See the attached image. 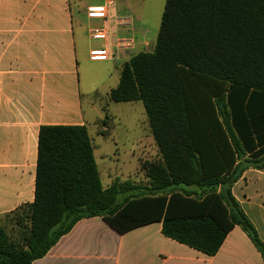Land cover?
Masks as SVG:
<instances>
[{
  "label": "trees",
  "instance_id": "obj_1",
  "mask_svg": "<svg viewBox=\"0 0 264 264\" xmlns=\"http://www.w3.org/2000/svg\"><path fill=\"white\" fill-rule=\"evenodd\" d=\"M116 103L142 102L161 160L147 184L104 187L86 126H42L33 203L0 223V264H33L75 225L100 217L119 234L162 222V234L215 256L240 227L264 243L233 194L264 170V0H166L152 52L123 64ZM107 123V122H106Z\"/></svg>",
  "mask_w": 264,
  "mask_h": 264
},
{
  "label": "crops",
  "instance_id": "obj_2",
  "mask_svg": "<svg viewBox=\"0 0 264 264\" xmlns=\"http://www.w3.org/2000/svg\"><path fill=\"white\" fill-rule=\"evenodd\" d=\"M129 1L114 0V14L134 17L130 28H118L87 15L88 7L103 5L106 0H0V221L34 202L40 128L87 127L79 75V61L86 59L87 49L85 52L84 43L79 46L78 27L109 26L116 36H134V49L115 51L114 58L104 61L114 69L145 52L146 42L157 40L166 0L147 4ZM96 41L103 48H110L114 39ZM233 194L264 243V170L248 169L234 185ZM33 264L264 261L238 226L227 234L219 252L211 257L165 237L162 222L119 234L96 217L79 221L45 257Z\"/></svg>",
  "mask_w": 264,
  "mask_h": 264
},
{
  "label": "rangeland",
  "instance_id": "obj_3",
  "mask_svg": "<svg viewBox=\"0 0 264 264\" xmlns=\"http://www.w3.org/2000/svg\"><path fill=\"white\" fill-rule=\"evenodd\" d=\"M143 1L131 0L128 3L156 2ZM87 30L88 27L83 29L78 27L79 46L81 48L84 43L85 52L87 49L86 59L79 61V75L83 110L102 183L104 187H109L117 180L147 184L143 168L145 165L159 162L161 156L150 130L143 103L140 101L116 103L110 99L111 90L120 80L122 67L118 64L114 69L103 60L90 59V51L103 47L99 41H89ZM155 44L156 40L150 41L149 52L154 50ZM0 223L12 238L16 237L19 226L15 214L5 216Z\"/></svg>",
  "mask_w": 264,
  "mask_h": 264
},
{
  "label": "built area",
  "instance_id": "obj_4",
  "mask_svg": "<svg viewBox=\"0 0 264 264\" xmlns=\"http://www.w3.org/2000/svg\"><path fill=\"white\" fill-rule=\"evenodd\" d=\"M114 0H106L103 5L90 6L87 9V15L89 18L103 19L108 21L109 24H113L118 28H130L133 25L134 17L132 15L114 14L112 12V5ZM89 40H107L109 38L114 39L110 48H103L98 50H92L89 53L91 60H109L114 58L115 51L131 50L136 46V40L132 37H119L116 36L109 26L91 27L88 29ZM150 43L144 44L145 52H149Z\"/></svg>",
  "mask_w": 264,
  "mask_h": 264
}]
</instances>
